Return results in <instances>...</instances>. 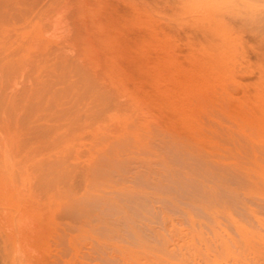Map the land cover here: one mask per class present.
<instances>
[{
	"label": "bare ground",
	"instance_id": "obj_1",
	"mask_svg": "<svg viewBox=\"0 0 264 264\" xmlns=\"http://www.w3.org/2000/svg\"><path fill=\"white\" fill-rule=\"evenodd\" d=\"M181 18L172 100L80 0H0V264H195L206 235L264 231V40L238 43L260 28Z\"/></svg>",
	"mask_w": 264,
	"mask_h": 264
},
{
	"label": "rangeland",
	"instance_id": "obj_2",
	"mask_svg": "<svg viewBox=\"0 0 264 264\" xmlns=\"http://www.w3.org/2000/svg\"><path fill=\"white\" fill-rule=\"evenodd\" d=\"M251 1L259 3L262 0ZM80 2L82 21L85 20L90 28H104L108 33L114 32L116 29L121 30L122 33L125 32L123 39L127 47L136 48V44L139 42H143L148 47L153 60L147 63L141 71L143 77L152 89L158 90L161 86L169 88L170 96L174 97L172 100H179V98L183 100V97L173 82L174 74L172 73L174 72L161 53L175 58L171 48L177 47L178 43H176L177 41L168 43L165 32L171 31V36L179 37L181 16L184 15L187 18L191 13L192 15L197 13V15L205 17L203 20H207L210 30L230 31L233 34L243 26H258L260 30L245 29L243 35L240 36L238 43L244 48L256 44V41L258 43L260 40H264V19L258 20L252 16L244 17L242 12L247 11L248 8L241 4L242 0H237V2H241L239 5H233L232 1L228 2L229 5L227 3L217 5L216 0H202L198 8H196L194 0H148L146 8H143V5H140L137 0H87L86 2L80 0ZM258 44L262 46L263 43L260 41ZM82 103H85V100ZM127 113L130 115V110ZM111 115L118 114L113 112ZM87 148L83 147L82 151H86ZM4 170L5 168L0 171L4 172ZM0 174L2 173L0 172ZM206 236L208 239L203 242L204 246H194V252L197 254L195 264H264V231L234 224L230 230L224 228L222 233ZM243 252L245 253L243 254ZM162 257L168 264H193L188 256L185 259L183 257Z\"/></svg>",
	"mask_w": 264,
	"mask_h": 264
}]
</instances>
